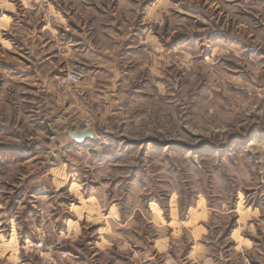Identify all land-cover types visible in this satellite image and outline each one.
<instances>
[{"label": "rangeland", "instance_id": "374dc122", "mask_svg": "<svg viewBox=\"0 0 264 264\" xmlns=\"http://www.w3.org/2000/svg\"><path fill=\"white\" fill-rule=\"evenodd\" d=\"M0 264H264V0H0Z\"/></svg>", "mask_w": 264, "mask_h": 264}, {"label": "water", "instance_id": "95a60500", "mask_svg": "<svg viewBox=\"0 0 264 264\" xmlns=\"http://www.w3.org/2000/svg\"><path fill=\"white\" fill-rule=\"evenodd\" d=\"M65 138L69 141H74L77 144H84L89 139L94 138V132L90 129L80 132L71 130L65 134Z\"/></svg>", "mask_w": 264, "mask_h": 264}, {"label": "built area", "instance_id": "2783aa9c", "mask_svg": "<svg viewBox=\"0 0 264 264\" xmlns=\"http://www.w3.org/2000/svg\"><path fill=\"white\" fill-rule=\"evenodd\" d=\"M83 75L79 72L72 71L63 75L60 78V85L62 87L78 86L81 84Z\"/></svg>", "mask_w": 264, "mask_h": 264}]
</instances>
